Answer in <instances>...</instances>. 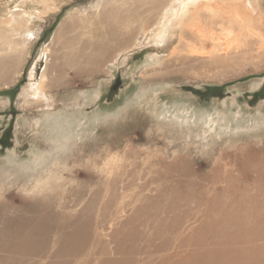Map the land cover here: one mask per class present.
Returning a JSON list of instances; mask_svg holds the SVG:
<instances>
[{
    "label": "rangeland",
    "instance_id": "1",
    "mask_svg": "<svg viewBox=\"0 0 264 264\" xmlns=\"http://www.w3.org/2000/svg\"><path fill=\"white\" fill-rule=\"evenodd\" d=\"M104 1L0 0V59L15 58L0 78V202L30 219L51 213L41 226L53 239L94 201L72 264H264V49L166 72L173 44L151 40L51 77L58 28L78 17V38L100 43L89 16ZM250 1L256 27L244 30L261 43L264 0ZM216 199L233 214L254 200L262 210L224 227L229 208Z\"/></svg>",
    "mask_w": 264,
    "mask_h": 264
},
{
    "label": "bare ground",
    "instance_id": "2",
    "mask_svg": "<svg viewBox=\"0 0 264 264\" xmlns=\"http://www.w3.org/2000/svg\"><path fill=\"white\" fill-rule=\"evenodd\" d=\"M250 5V0H105L100 11L89 16L102 24L101 42L93 44L78 38L77 32L84 20L78 17L65 20L56 31L48 51L47 71L51 77L63 78L65 71L74 72L76 64H86V59L88 64L102 65L116 52L151 40L161 47L173 44L172 59L163 62L162 71H174L179 64L186 73L196 68L197 62L211 64L215 66L212 69H217L220 63L236 62L246 54L256 53L258 44L264 49L263 38L259 43L251 32L244 30L256 27ZM61 50L69 52L62 57ZM200 59L206 60L201 62ZM14 65L13 57L0 59V78L11 77ZM50 186L48 190L53 189ZM216 202L221 204L224 212L232 204L226 199L225 202L216 199ZM93 204L94 201H90L80 215L65 221L68 226L63 229L70 228L71 233L63 234V231L52 239L41 226V221L52 218L51 213H40V218L30 219V210L23 211L12 203L0 202V264H72L69 259H79L85 252L82 248L88 241L87 228ZM241 205L247 209H242ZM70 209L72 207L67 203L63 204L64 213H69ZM249 210H262L259 200L248 205L240 203L236 214L229 208L223 214L224 227L235 224L243 229L251 225ZM128 223L119 228L125 230ZM50 253L51 257L48 256ZM48 257L50 260L46 261ZM81 264H91V261L85 260ZM99 264H131V260L124 257L103 259Z\"/></svg>",
    "mask_w": 264,
    "mask_h": 264
}]
</instances>
